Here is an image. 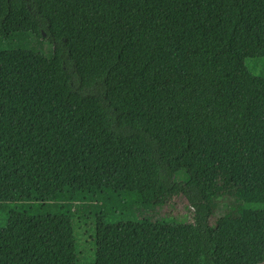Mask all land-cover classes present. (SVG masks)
<instances>
[{
	"label": "trees",
	"instance_id": "trees-1",
	"mask_svg": "<svg viewBox=\"0 0 264 264\" xmlns=\"http://www.w3.org/2000/svg\"><path fill=\"white\" fill-rule=\"evenodd\" d=\"M62 105L92 125L91 161L50 191ZM149 165L190 223L111 222L147 208ZM84 199L106 208L72 264H264V0H0V218Z\"/></svg>",
	"mask_w": 264,
	"mask_h": 264
},
{
	"label": "rangeland",
	"instance_id": "rangeland-1",
	"mask_svg": "<svg viewBox=\"0 0 264 264\" xmlns=\"http://www.w3.org/2000/svg\"><path fill=\"white\" fill-rule=\"evenodd\" d=\"M48 129L49 147L53 152L48 164L49 186L50 191H56L53 181L58 180V176L86 174L85 167L91 161L92 125L81 119L77 106L62 105L48 109ZM148 168L150 177L144 199L147 208L131 214H117L111 222L147 217L170 224L190 223L191 212L186 201L161 192L152 180V165ZM191 183L201 190H208L214 186V174L207 172L193 177ZM84 200L70 204L68 219L64 217L63 201L45 206L19 204L10 207L3 214L5 218H0V264H72L74 259L82 263L90 261L92 213L106 208V205L105 201L100 204ZM223 206L230 205H215L217 208Z\"/></svg>",
	"mask_w": 264,
	"mask_h": 264
}]
</instances>
